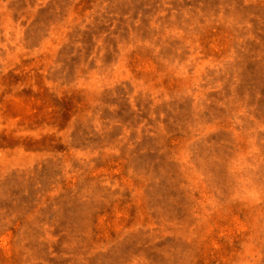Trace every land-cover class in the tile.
<instances>
[{
    "label": "rangeland",
    "instance_id": "374dc122",
    "mask_svg": "<svg viewBox=\"0 0 264 264\" xmlns=\"http://www.w3.org/2000/svg\"><path fill=\"white\" fill-rule=\"evenodd\" d=\"M0 264H264V0H0Z\"/></svg>",
    "mask_w": 264,
    "mask_h": 264
}]
</instances>
